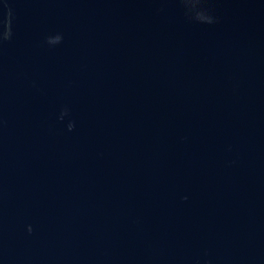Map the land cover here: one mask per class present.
Returning <instances> with one entry per match:
<instances>
[{
    "label": "water",
    "instance_id": "water-1",
    "mask_svg": "<svg viewBox=\"0 0 264 264\" xmlns=\"http://www.w3.org/2000/svg\"><path fill=\"white\" fill-rule=\"evenodd\" d=\"M0 264H264V0H0Z\"/></svg>",
    "mask_w": 264,
    "mask_h": 264
},
{
    "label": "clouds",
    "instance_id": "clouds-1",
    "mask_svg": "<svg viewBox=\"0 0 264 264\" xmlns=\"http://www.w3.org/2000/svg\"><path fill=\"white\" fill-rule=\"evenodd\" d=\"M10 16H11V12H9V17H10ZM9 24H11L10 19L6 22V26L9 25Z\"/></svg>",
    "mask_w": 264,
    "mask_h": 264
}]
</instances>
